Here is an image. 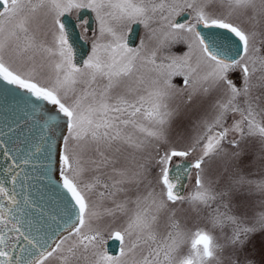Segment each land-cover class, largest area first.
Masks as SVG:
<instances>
[{
    "label": "snow or ice",
    "instance_id": "1",
    "mask_svg": "<svg viewBox=\"0 0 264 264\" xmlns=\"http://www.w3.org/2000/svg\"><path fill=\"white\" fill-rule=\"evenodd\" d=\"M0 4V92L14 100L0 127L15 145L0 179V264H216L221 238L229 264H241L264 232V213L248 222L253 189L264 192V0ZM84 9L96 28L82 57L66 17ZM133 24L145 29L138 48L125 38ZM198 97L204 114L190 135L177 131L182 106ZM245 154L254 158L242 165ZM190 156L195 185L182 195ZM53 164L59 180L38 190L40 204L25 182ZM191 215L219 236L189 229ZM113 233L118 256L106 247Z\"/></svg>",
    "mask_w": 264,
    "mask_h": 264
},
{
    "label": "rangeland",
    "instance_id": "2",
    "mask_svg": "<svg viewBox=\"0 0 264 264\" xmlns=\"http://www.w3.org/2000/svg\"><path fill=\"white\" fill-rule=\"evenodd\" d=\"M76 14L77 13H72L71 15L76 16ZM177 18H176V20H177ZM188 19H190V18L187 17L185 20L178 22V23H187ZM133 26H134V24L131 25L130 30L126 34V37H125L126 41L128 40L129 33H130L131 29L133 28ZM245 27H248V26L245 25ZM80 28L82 29L83 37L90 40V38L92 37V35L95 31L91 32L87 36V33L84 31V25L80 24ZM144 37H145V29H144L143 25L140 24L138 39H137L136 43L134 45H130L128 43V41H127V43L129 45V47L138 48L140 46L141 41L144 39ZM206 106H207V102H203V106H202V101H201V98H199V97L196 98L191 104H188L186 106H182L181 111L177 115L176 120L174 122V127H175V125H181V127H179L177 129V131L184 132V133L190 135L192 129L195 127L196 123L200 120V118L204 114V107H206ZM173 139H175V133H174ZM259 143H260L259 141L253 142L256 150H259ZM183 146H185L183 144V142L176 144L177 148H181ZM226 147H227V145H226ZM259 154H260L261 158H264V151H261ZM253 158L254 157L252 154H245L241 159V164L242 165L247 164ZM175 159H177V157L173 158V160H175ZM186 159L191 160L192 163L194 162V157H192V156H190ZM180 161L175 162V163H179ZM172 165H173V163H172ZM217 165H218V162L214 161L211 163V167H209V174L212 173V171L217 167ZM205 166H208L207 161H206ZM244 171L247 173L249 171H252V169L245 168ZM196 175H197V170L191 169V178L189 179V182H191V184L190 185L187 184V187H185L186 189H184L187 192L184 194L182 192L181 193L182 195L188 194L189 192H191L193 190L194 185H195ZM259 178H260L259 175H257L255 177V179H259ZM262 199H264V192H257V191H255V189H253V195L249 198L250 207L248 209V216L253 217V218L248 221L249 223H253L254 220L256 218H258L257 214L264 213V205H260V206L256 207L254 204L255 201L262 200ZM238 202L239 201L237 200V203ZM117 227H118V224L113 225L114 229ZM187 227L189 229H192V230H196L197 228H203V229L209 231L210 233H212L214 236H217V237L219 236L218 230H213L211 228L210 224H206L205 221H203V220H197V218L194 215L190 216V218L188 220ZM63 235H67V233H64ZM105 238H106V240H108L110 237H108L106 235ZM216 243L218 244L216 264H229L228 257L230 254V250L228 247L227 240L221 238V239L216 240ZM188 250L189 249H187V248L185 249L186 252ZM114 256H118V255H114ZM240 259H241V264H242V260H244V259L251 261L252 264H264V232L257 233L251 237V239L249 240L247 245L244 247Z\"/></svg>",
    "mask_w": 264,
    "mask_h": 264
},
{
    "label": "water",
    "instance_id": "3",
    "mask_svg": "<svg viewBox=\"0 0 264 264\" xmlns=\"http://www.w3.org/2000/svg\"><path fill=\"white\" fill-rule=\"evenodd\" d=\"M2 7H3V5L0 4V8H2ZM0 10H2V9H0ZM84 10H82V11H84ZM187 17H188V15H187V13H185L183 16H179L177 18V22H181V21L185 20ZM66 18L70 19L72 21V23L75 25L74 29H72V36H73V38H78L77 39V45L80 46V48H79L80 56L83 57L84 54L89 51L90 44L87 43L86 40L81 36V32L77 26V22L74 19V17L69 15ZM92 22H93V19L91 17L89 20L90 26L93 25ZM139 28H140V24H134L133 28L131 29L129 36H128V40H127L130 45H134L136 43V41L138 39ZM201 31H202V33H207L208 29L201 26ZM219 31L221 33H226V30H219ZM3 84H6V82H0V89L3 88ZM8 87L14 88L15 86H8ZM9 104H14V100L12 99V96L0 92V108L6 109L9 106ZM3 131H6V129H3L2 127H0V179H7L8 178L7 173H5L3 170L7 167V165L10 163V161L5 158L4 149H5V147L15 148V145L11 144L8 140V137L4 136L2 134ZM20 146H21V148H23V144H21ZM9 155H11V153ZM54 160H55V157H54ZM44 163H47V162L45 161ZM176 164L177 163H174L173 166H175ZM191 164H192L191 160L184 159L182 167L191 169ZM26 170H28L30 172V175H31V166L30 165L27 166ZM42 171L43 170L41 169V171H38L35 173L36 178L31 180V184L33 185L32 187H29V182H27V181L25 182V191L31 192L32 199L37 200V202L40 204H43V202L38 200V197L40 196V191H38V190H42L44 192H47L48 189L45 187V185H49V184L54 185L59 180V173L56 170L55 164H53L52 171L50 173H48L46 175H42ZM187 180H188V175L185 174L182 177L181 185L178 188V191L180 193H182L184 191L185 184H186ZM44 207H45V214L46 215L55 214L52 207H50L48 205H44ZM21 246H23V245H21ZM120 246H121V241L117 240L115 238V235H113L107 243V249H108L109 253H112V254L118 253L120 250ZM17 255H19V253H17Z\"/></svg>",
    "mask_w": 264,
    "mask_h": 264
},
{
    "label": "flooded vegetation",
    "instance_id": "4",
    "mask_svg": "<svg viewBox=\"0 0 264 264\" xmlns=\"http://www.w3.org/2000/svg\"><path fill=\"white\" fill-rule=\"evenodd\" d=\"M85 11V12H84ZM84 11H82L81 10V12L79 13V14H76V16L75 15H71V16H73L74 17V19L76 20V22H77V26H78V28H79V30H80V32H81V35H82V29L80 28V24H82V25H84V31L87 33V36H88V34H90L91 32H93V31H95V28H96V24H95V15H94V13H91L90 12V10H84ZM92 17V19H93V25L92 26H90L89 25V20H90V18ZM85 21H87L88 23L87 24H85L84 22ZM82 37H83V35H82ZM84 38V37H83ZM85 39V38H84ZM86 40V39H85ZM87 40H89V39H87ZM181 160V158H179V157H177V159H175V160H173L172 161V163L174 164L175 162H178V161H180ZM187 184H191V182H189V177H188V180H187V183L185 184V187H187ZM186 189V188H185ZM187 191H183V194L184 193H186ZM113 235H114V233H113ZM112 235V236H113ZM111 236V237H112ZM111 237L107 240V243H108V241L111 239ZM122 243V242H121ZM107 247V246H106ZM119 252H120V250H119ZM119 252L118 253H115V254H112V253H109V254H112V255H119Z\"/></svg>",
    "mask_w": 264,
    "mask_h": 264
}]
</instances>
